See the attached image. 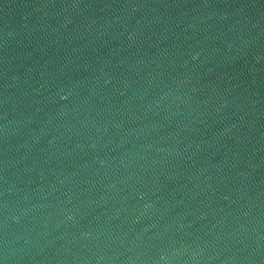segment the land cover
<instances>
[{
  "label": "water",
  "instance_id": "water-1",
  "mask_svg": "<svg viewBox=\"0 0 264 264\" xmlns=\"http://www.w3.org/2000/svg\"><path fill=\"white\" fill-rule=\"evenodd\" d=\"M0 264H264V0H0Z\"/></svg>",
  "mask_w": 264,
  "mask_h": 264
}]
</instances>
